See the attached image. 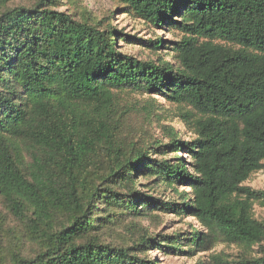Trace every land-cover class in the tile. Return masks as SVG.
I'll return each mask as SVG.
<instances>
[{"label":"trees","instance_id":"trees-1","mask_svg":"<svg viewBox=\"0 0 264 264\" xmlns=\"http://www.w3.org/2000/svg\"><path fill=\"white\" fill-rule=\"evenodd\" d=\"M114 1L182 33L171 47L176 65L121 52L116 30L52 10V0L0 10V194L38 244L33 256L13 253L9 264H156L135 251L147 244L180 251L182 239L187 253L214 241L257 246V255L233 264H264V221L252 212L264 191L242 184L264 169V0ZM163 42L148 41L154 49ZM121 88L189 106L194 137L171 131L151 151L157 157L120 153L111 113ZM101 156L107 170L97 174ZM137 173L175 193L187 186L190 195L153 199L136 189ZM162 208L207 232L178 233L166 237L169 244L147 236L131 247L92 236L109 215ZM216 257L215 264L232 263Z\"/></svg>","mask_w":264,"mask_h":264},{"label":"rangeland","instance_id":"rangeland-1","mask_svg":"<svg viewBox=\"0 0 264 264\" xmlns=\"http://www.w3.org/2000/svg\"><path fill=\"white\" fill-rule=\"evenodd\" d=\"M37 1L8 0L3 7L0 6V10L4 7L11 8L19 5L32 7ZM52 1L55 4L48 8L69 14L76 21L97 24L100 29L111 27L116 30L118 32L116 48L121 52L142 61L157 63L159 59H163L176 65L171 47L182 36L178 30H172L166 25L154 26L135 16L124 5L114 0ZM157 38L163 39L164 42L162 47L154 49L150 47L148 41H155ZM113 94L111 115L119 120L117 144L120 145V153L122 151L123 154L132 157L138 150L143 149L152 157H157V154L151 151L155 146L165 144L171 131L183 140L194 137L188 120L195 119L197 115L189 106L170 102L161 95L148 94L131 88L115 89ZM20 146L25 160L29 162V156L26 153L29 150L28 143L20 144ZM177 154L185 159L189 158L186 153L178 152ZM173 156V153L166 154L167 158ZM105 166L106 162L101 156L99 165H96L93 170L101 174L103 170H107ZM137 176L136 189L153 199L178 202L181 200L178 194L185 191L190 195V189L187 186H177L180 193H175L170 187L150 183L151 179L148 180L140 174ZM242 184L253 190L264 191V169L250 174ZM252 212L256 219L264 221L263 198L252 202ZM193 230L201 234L207 232L193 217L162 208L149 209L147 214L137 217L125 212L115 216L109 215L100 227L93 230L92 236H97L102 243L117 247H131L147 236L152 237L154 242L161 240L164 244H169L165 242L166 237L178 233L186 238L191 237ZM25 232L24 221L17 219L11 213L7 201L0 194V264H9L13 253H19L23 257H31L35 254L38 244L30 240ZM180 242H182L181 245H177L180 251L161 249L158 246L155 247V244H147L143 252L135 251V253L140 257L153 260L156 264H215L216 256L233 264L243 254L253 256L257 255L258 251L257 246L246 249L240 245L214 241L207 249L195 248L197 251L187 253L190 247L189 242L186 239Z\"/></svg>","mask_w":264,"mask_h":264}]
</instances>
